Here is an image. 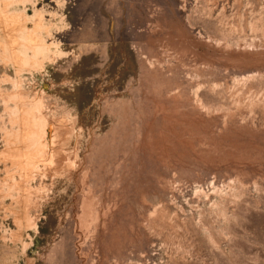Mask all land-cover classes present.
Wrapping results in <instances>:
<instances>
[{
	"label": "rangeland",
	"instance_id": "374dc122",
	"mask_svg": "<svg viewBox=\"0 0 264 264\" xmlns=\"http://www.w3.org/2000/svg\"><path fill=\"white\" fill-rule=\"evenodd\" d=\"M0 264H264V0H0Z\"/></svg>",
	"mask_w": 264,
	"mask_h": 264
}]
</instances>
